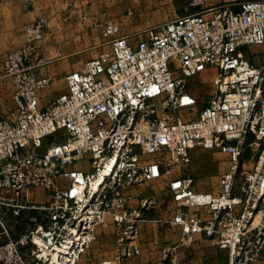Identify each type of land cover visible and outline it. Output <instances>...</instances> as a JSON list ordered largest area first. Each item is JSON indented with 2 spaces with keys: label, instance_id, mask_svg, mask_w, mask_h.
<instances>
[{
  "label": "built area",
  "instance_id": "1",
  "mask_svg": "<svg viewBox=\"0 0 264 264\" xmlns=\"http://www.w3.org/2000/svg\"><path fill=\"white\" fill-rule=\"evenodd\" d=\"M204 3L189 0L196 13L147 28L137 43L117 35L119 23L96 19L110 47L67 73L64 91L46 104L53 76L38 72L36 41L47 20L23 25L27 42L5 54L1 75L11 82L13 107L0 104V207L39 214L29 217L28 233L0 244V264H77L107 224L120 250L101 264L140 256L141 215L124 188L164 176L181 202L170 224L182 243L205 236L228 250V264L262 257L264 58L247 60L242 48L264 49V0ZM208 69L214 92L198 109L187 80ZM195 147L228 154L217 195L195 192L185 172ZM37 188L45 203L29 199Z\"/></svg>",
  "mask_w": 264,
  "mask_h": 264
},
{
  "label": "rangeland",
  "instance_id": "2",
  "mask_svg": "<svg viewBox=\"0 0 264 264\" xmlns=\"http://www.w3.org/2000/svg\"><path fill=\"white\" fill-rule=\"evenodd\" d=\"M39 16H43L47 20V26L45 30V34L43 38L37 40L36 43L39 46V54L40 58L43 59V62L38 68V72L41 74H50L53 76V84H51L44 91L45 96L44 99L50 100L51 91H53L54 87H64L65 88V80L64 75L59 73L58 65L64 68L68 67L70 64H75L76 68L80 69L82 67L83 62L88 60L86 58L88 52H93V54L98 55L100 52L108 49L110 43L102 44L101 47L107 46L102 50L90 49L82 51H78L73 54L70 53L68 55L63 50H61V45L63 42L70 39V31L74 28L78 27H86L88 24L84 22L80 13L76 14V11L71 10V8H66L59 12L56 10L54 14L48 12L49 9L47 3H44L45 0H39ZM173 2H165L161 5L163 8H157L156 13L158 16H166L167 14L173 13ZM132 11L135 13V9L132 8ZM58 13V14H57ZM38 16V17H39ZM59 16V18H56ZM134 14L130 15L133 18ZM37 17V18H38ZM170 17V16H169ZM129 19L127 22L118 21L120 26L127 29H134L136 24L133 19ZM59 19V20H58ZM62 19V20H61ZM66 19V23L64 22ZM97 18L94 17L92 20V25L94 26V22ZM64 20V21H63ZM63 21V22H62ZM69 22V23H68ZM116 22V21H114ZM64 23V24H63ZM73 23V24H72ZM89 26V25H88ZM134 26V28H133ZM98 28V27H96ZM147 27H143L137 32H134L132 35L134 40L139 41L143 33ZM100 29V28H99ZM101 30V29H100ZM120 30H122L120 28ZM119 30V31H120ZM23 31V26L21 28ZM24 33V31H23ZM25 35V34H24ZM118 35V34H117ZM60 36V40H62V36H64V40L61 42H57V38ZM25 44H26V36ZM94 37L102 38L101 42L104 41L103 38H106L107 42H110V37H106L103 35L102 31L100 34H96ZM49 41V42H47ZM51 42H57V44H51ZM24 44V45H25ZM44 44H46L47 51L44 49ZM60 46V47H59ZM244 51L243 58L247 60H255L258 61L260 57L264 58V49L260 46H245L242 48ZM61 50V51H60ZM251 52H256V56H252ZM7 52H2L0 54V104L3 108L9 111L13 107V102L11 99V82L5 78H2L3 74V60L4 56ZM67 70V69H66ZM215 75V71L208 69L203 75L195 76L189 78L187 80V87L193 94L198 98V106L200 109L203 105L209 94L214 92L213 86V78ZM5 98V99H4ZM49 102V101H48ZM213 150H208L200 147H195L193 149V159L191 165L186 169V174H190L193 177V185L206 188V189H216L218 187V181L220 175L225 172L226 165L228 163V154L226 153H216L213 154ZM226 164V165H225ZM79 167H85L83 163L78 164ZM229 166V165H228ZM247 167H250L249 163H246ZM60 181H63L60 179ZM167 176L162 177L159 180L147 181L140 184H136L133 186H126L124 188V192L127 195L133 196L134 200L130 202V206L137 209L140 212L141 219L139 222V237L138 243L141 242L149 243L153 241H159L164 244V249L171 247L172 242L177 238L181 242V232L179 229H174L169 225L168 218L173 215V212L176 210V206L181 204V202L175 201L171 192H169L167 188ZM44 190L43 188H39ZM45 191V190H44ZM46 199H48V195L46 193ZM185 201V200H184ZM45 203V202H44ZM1 208V207H0ZM1 209L3 211H1ZM0 209V244L8 241L9 239L17 240L22 235L28 233L32 229V223L29 220L30 216H38L39 212L36 210L31 211H22L20 215L16 216L12 213V211H8L4 208ZM34 228V227H33ZM101 229V231H100ZM100 231L99 237H96V241H102L104 243L108 242V249L99 250L98 252H103L102 256H109L111 252H113V247H110L111 243L118 241V238L114 232V227L111 226H100L98 228ZM98 235V234H97ZM153 246V245H151ZM153 249L148 252H152ZM163 252V248H162ZM166 256L164 259L161 257L159 261H162L163 264H170L173 262L171 260V253L169 251H165Z\"/></svg>",
  "mask_w": 264,
  "mask_h": 264
},
{
  "label": "crops",
  "instance_id": "3",
  "mask_svg": "<svg viewBox=\"0 0 264 264\" xmlns=\"http://www.w3.org/2000/svg\"><path fill=\"white\" fill-rule=\"evenodd\" d=\"M245 0H205L203 8H208L211 6H218L223 4H232L237 5L240 2ZM39 0H32L33 7H29V9L25 8L26 2L24 0H0V54L2 52H8L17 48L24 46L25 44V33L21 31V28L26 23L32 22L37 19L39 16ZM165 2H173V13L166 16H158L157 8H163L161 5ZM189 0H45L44 3H47L49 6L47 9L48 12L54 14L56 10L59 12L66 9L71 8V10L80 13L82 19L85 23L88 22L86 27H76L70 31V39L63 42L61 45V50L68 55L70 53H77L78 51H82L90 49L99 50L105 49L107 46L101 47L100 45L110 43L107 42L106 38H98L94 37L96 34H100V29L91 26L92 20L94 17L97 19L110 18L116 23L122 21H128L132 17L130 15L134 14L133 20L136 24L134 29H127L121 27L122 30L119 31L118 36L127 37L131 42L137 43L138 41L134 40L133 34L134 32L139 31L144 26L147 28L159 26L165 22L174 20L182 15L194 14L197 12L196 9L190 8L188 6ZM132 8L135 9V13L132 11ZM132 12L131 14L129 12ZM58 14V13H57ZM170 16V17H169ZM59 18V16H56ZM59 20V19H58ZM62 20V19H61ZM65 20V21H64ZM63 21L66 23V19ZM120 20V21H119ZM62 21V22H63ZM119 21V22H118ZM69 23V22H68ZM64 24V23H63ZM73 24V23H72ZM89 25V26H88ZM146 28V29H147ZM145 29V30H146ZM60 36L57 38V42H62L64 40V36H62V40H60ZM49 42V41H47ZM57 42H51V44H57ZM50 43V42H49ZM110 46V45H109ZM60 47V46H59ZM44 49L47 51L46 44H44ZM60 50V51H61ZM106 50V49H105ZM96 54L93 52H88L86 58L90 59L95 57ZM59 73L62 75H66L71 71L79 70L76 68L75 64H70L68 67H62L58 65ZM67 69V70H66ZM41 74V73H40ZM65 80V76H64ZM53 84V83H52ZM54 90L51 91L50 100L57 97L64 91V87H54ZM45 96V95H44ZM5 99V98H4ZM45 101L43 97V103H48ZM214 155L216 153L213 151ZM193 154V152H192ZM226 165V164H225ZM229 163L226 165V169L228 168ZM167 188L169 189V181H167ZM194 191L198 193H211L213 195H217L219 192V186L216 189H204L198 186H194ZM46 191L42 189H31L29 191V199L37 202L44 203L48 199H46ZM133 197V196H132ZM134 198V197H133ZM134 200V199H132ZM131 200V201H132ZM203 200L202 198L200 199ZM130 201V202H131ZM178 206H176L177 208ZM1 209V208H0ZM198 212L203 217H209L211 214L209 206H201L198 208ZM1 211H3L1 209ZM173 215L168 218L169 225L170 221L173 219ZM140 222V221H139ZM105 226H111V224H107ZM104 226V227H105ZM174 229H178V227H173ZM101 231V229H100ZM100 231H98L97 237L100 235ZM97 239V238H96ZM96 239L90 244L87 248L86 252L82 255L81 259L77 262V264H101L104 260L113 259L116 254H118L120 250V244L118 241L111 243L110 247H113V252L109 254V256L104 255L103 252H98L99 250L108 249V242L104 243L102 241H96ZM142 254L135 258H125L122 261V264H131L136 262L137 264H163L162 261H159L161 257L165 258V251H169L171 253V260L173 264H228V250L220 249L216 245H214L211 240L202 235H195L193 237V241L189 244H184L182 241H179V238L175 239L171 247L164 249V244L159 241H153L149 243L141 242ZM153 245V246H151ZM163 248V252H162ZM153 249L152 252H148ZM251 264H264V250L262 253V257L258 260H255Z\"/></svg>",
  "mask_w": 264,
  "mask_h": 264
}]
</instances>
